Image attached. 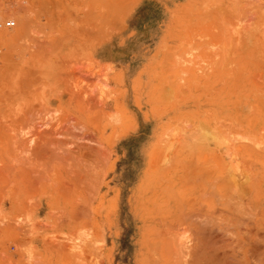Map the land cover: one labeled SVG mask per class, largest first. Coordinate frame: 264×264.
Wrapping results in <instances>:
<instances>
[{
  "label": "rangeland",
  "instance_id": "1",
  "mask_svg": "<svg viewBox=\"0 0 264 264\" xmlns=\"http://www.w3.org/2000/svg\"><path fill=\"white\" fill-rule=\"evenodd\" d=\"M0 264H264V0H0Z\"/></svg>",
  "mask_w": 264,
  "mask_h": 264
},
{
  "label": "bare ground",
  "instance_id": "2",
  "mask_svg": "<svg viewBox=\"0 0 264 264\" xmlns=\"http://www.w3.org/2000/svg\"><path fill=\"white\" fill-rule=\"evenodd\" d=\"M109 5H110V4H109ZM113 6L115 7L116 5H113ZM114 7H113V10L115 9ZM110 8H111V7H110ZM118 8H119V7H118ZM101 9H102V8H101ZM103 10H104V9H103ZM111 13H112V12H111ZM109 19H110V18H109ZM38 110H39V109H38ZM40 111H42V110L40 109ZM40 111H39V112H40ZM45 111L47 112V110L44 109V112L42 111L43 113H42V112H40V113H42V115H43L44 113L46 114ZM32 113H33V112H32ZM35 113H36V112H35ZM35 113H33V114L35 115ZM47 113H48V112H47ZM252 113H253V112H252ZM23 114H24V113H23ZM37 114H38V113H37ZM27 115H28V114H27ZM34 115H31V118H32ZM42 115H41L40 117H42ZM43 117H44V116H43ZM24 118H26V116H25ZM27 118H28V117H27ZM27 118H26V120H27ZM29 119H30V118H29ZM32 119H33V118H32ZM35 119H36V118H35ZM37 119H38V115H37ZM39 119H40V118H39ZM30 120H31V119H30ZM23 121H24V119H23ZM33 121H36V120H33ZM37 121H38V120H37ZM27 122H28V121H27ZM41 123H42V122H41ZM30 124H31V122H30ZM28 125H29V124H28ZM43 125H44V124H43ZM31 126H32V125L27 126V127H30V128L32 129V131H33V128H36V127H35V126H34V127L32 126V127H33V128H32ZM41 126H42V125H41ZM41 126H40V127H41ZM27 127H26V128H27ZM38 127H39V126H38ZM40 127H39V128H40ZM30 128H29V129L27 128V129L31 132ZM41 128H42V127H41ZM27 129L23 130V132L25 131L26 133H28ZM36 129H37V128H36ZM36 129H35V131H34V135H33V136H35V132L37 131ZM45 131H46V130H45ZM45 131H44V132H45ZM17 132H18V131H17ZM47 132H48V131H47ZM15 133H16V132H15ZM18 133H19V132H18ZM32 133H33V132H32ZM19 134H20V133H19ZM28 134H29V133H28ZM20 135L22 136V134H20ZM28 136H29V135H28ZM18 137H19V136H18ZM23 137H24V136H23ZM32 138H33V137H32ZM28 140H29V139H28ZM35 140H36V139H35ZM36 141H37V140H36ZM38 141H39V140H38ZM38 141H37V143H38ZM39 142H40V141H39ZM28 143H29V142H28ZM33 143H34V140H33V142H32V145H33ZM37 145H38V144H37ZM38 146H41V145L39 144ZM47 146H48V145H47ZM49 146H50V145H49ZM34 147H35V146H34ZM54 147H55V146H54ZM32 148H33V147H32ZM36 148H37V147H36ZM50 148H51V147H50ZM28 150H29V149H28ZM28 150H27V151H28ZM48 150H49V149H48ZM93 151H95V150H93ZM37 153H38V152H37ZM46 153H47V152H46ZM213 243H214V242H213ZM209 245H210V244H209ZM240 263H241V262H240Z\"/></svg>",
  "mask_w": 264,
  "mask_h": 264
},
{
  "label": "built area",
  "instance_id": "3",
  "mask_svg": "<svg viewBox=\"0 0 264 264\" xmlns=\"http://www.w3.org/2000/svg\"><path fill=\"white\" fill-rule=\"evenodd\" d=\"M6 25H7V27H13V26H15V22H7L6 23Z\"/></svg>",
  "mask_w": 264,
  "mask_h": 264
}]
</instances>
